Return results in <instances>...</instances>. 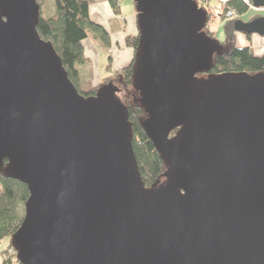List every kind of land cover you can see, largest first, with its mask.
Masks as SVG:
<instances>
[{
    "label": "water",
    "instance_id": "95a60500",
    "mask_svg": "<svg viewBox=\"0 0 264 264\" xmlns=\"http://www.w3.org/2000/svg\"><path fill=\"white\" fill-rule=\"evenodd\" d=\"M132 1L133 103L165 165L150 187L116 89L82 97L37 33L36 0H0V172L29 193L16 260L264 264V71L211 73L222 46L195 0ZM233 28L264 36V17Z\"/></svg>",
    "mask_w": 264,
    "mask_h": 264
},
{
    "label": "trees",
    "instance_id": "16d2710c",
    "mask_svg": "<svg viewBox=\"0 0 264 264\" xmlns=\"http://www.w3.org/2000/svg\"><path fill=\"white\" fill-rule=\"evenodd\" d=\"M46 0H36L39 5V16L36 25L37 33L43 41L48 42L57 57L60 59L64 70L78 93L84 97H93L99 88L115 78H121L122 85L132 86V74L134 58L128 65L113 74L99 79V84L94 82L90 60L85 56L83 40L88 39L94 45L104 49L106 68H111V56L109 52L110 34L101 25L89 18V6L101 2H108L115 16L121 14L120 2L122 0H53L55 12L50 16L44 14ZM233 8L239 15L249 9L241 0H233L226 5ZM116 20H110V30L117 31ZM236 20H228L222 23L223 38L219 40L222 51L215 56L211 73L245 72L254 74L264 71V45L261 56H255L247 47H239L235 44V30L233 23ZM207 27V25H206ZM123 29V28H122ZM207 34L213 37L214 31L207 30ZM250 35H246L249 37ZM138 31L136 36H127L125 45L137 51ZM134 53V52H133ZM88 67L87 78L80 76L79 68ZM202 75V74H201ZM128 120L131 124L132 149L138 165V172L145 187L152 186L162 175L165 165L157 153L154 145L146 136L141 119L144 118V110L132 100L127 105ZM172 134V133H171ZM0 242L4 239L11 240V236L17 230L22 216L17 214L18 204H23L29 197L26 185L10 179L0 172ZM0 264H20L16 260V254L9 243L1 252Z\"/></svg>",
    "mask_w": 264,
    "mask_h": 264
},
{
    "label": "rangeland",
    "instance_id": "374dc122",
    "mask_svg": "<svg viewBox=\"0 0 264 264\" xmlns=\"http://www.w3.org/2000/svg\"><path fill=\"white\" fill-rule=\"evenodd\" d=\"M126 3L133 5L132 0L123 1L121 5H123V7H125ZM199 8H202V7H199ZM248 8H249V10L246 13L239 15L237 20H241V21L246 22V21L255 19L257 17H264V10L255 11L254 9H251L250 7H248ZM54 12H55L54 1L53 0H46L44 3V14L46 16H50V15L54 14ZM211 14L212 13L209 12L210 17H211ZM209 15H207V16H209ZM225 21H227V20H224V18H222V17L219 20L209 19L207 22V27H205L203 29V31L205 33H208L207 32L208 29L210 31H214L213 37L208 35V34L207 35L210 38L219 41L223 38L222 23H224ZM248 38H250V39H248ZM249 40H251V42ZM235 44L239 47H243V46L249 47V48H251L252 53L255 56H261V54L263 52L264 36H258V35L252 34L249 37H246V35L235 31ZM94 48L96 49V51H98V53L100 54V57H101V60H100L101 62L98 61L95 63L96 60L94 59L95 61H93V66H91L92 72H93V77H94V82L96 83V85L99 84L98 83L99 79L97 80V78H99V77L103 78L105 76L113 74L114 71L122 69L123 66H125L129 61L126 59V57L121 56V52L122 53L124 52V49L122 47L118 48L117 46L112 45V47L111 46L109 47L110 56L114 57L115 55H117V57L120 58V62L118 63L119 69L112 70V67H111L109 70H107V69H105L106 68V57H105L106 52L104 51V49H102L100 47L97 48V46H94ZM127 48H129V47H127ZM133 52H134L133 53V57H134L135 51H133ZM92 58H94V57H92ZM79 70H80V76L83 78H87V75L89 72L88 67L79 68ZM199 78L204 79V78H206V75H201ZM121 83H122L121 78H115V79L109 81L107 84H104L102 86L106 87L107 85H111L112 87H114L116 89V97L119 99L120 104L126 107L128 101H130V100L134 101V99L139 98V93L134 91L132 86L131 87H125ZM174 133H175V131H173L172 134H170V136H172ZM164 181L165 180L163 178H161L159 180V182L157 183L158 186L163 185ZM158 186H157V188H158ZM0 193H1V187H0ZM17 214L21 215L22 217L24 215V205L21 203L18 204V206H17ZM9 243H10V240H8V239H4L0 242V259H2L1 252L7 248Z\"/></svg>",
    "mask_w": 264,
    "mask_h": 264
},
{
    "label": "crops",
    "instance_id": "0c3cea01",
    "mask_svg": "<svg viewBox=\"0 0 264 264\" xmlns=\"http://www.w3.org/2000/svg\"><path fill=\"white\" fill-rule=\"evenodd\" d=\"M123 1H126V0H122L120 3L121 14L119 16L114 15L112 8L110 7L108 2H101V3L89 6L88 13H89V18L91 21L101 25L103 28H105L109 32V34H110V46L112 47V45H115L118 48L122 47L124 49V52L123 53L121 52V56H124V57H126L127 60H129L128 63L126 64V65H128L133 58V51L130 48L126 47L125 38L127 36H136L137 35L136 11H135L134 4L130 5V4L126 3V6L123 7V5H121ZM112 19L116 20L115 21L116 27H120L121 29H119L117 31H111L110 30L109 22ZM248 39H250V38H248ZM249 41L251 42V40H249ZM82 44H83L84 54L90 60L91 66H93V61L96 60L95 61V63H96V62L101 60L100 54L94 48V46H97V48H99V46L97 44L94 43V45H93L91 43V41L88 39L83 40ZM92 57H94V58H92ZM119 62H120V58H118L117 55H115L114 57L111 56L112 70L119 69V66H118ZM125 66H123V67H125ZM98 79H100V77L97 78V80ZM0 263H1V259H0Z\"/></svg>",
    "mask_w": 264,
    "mask_h": 264
},
{
    "label": "built area",
    "instance_id": "2783aa9c",
    "mask_svg": "<svg viewBox=\"0 0 264 264\" xmlns=\"http://www.w3.org/2000/svg\"><path fill=\"white\" fill-rule=\"evenodd\" d=\"M233 0H195L198 7H202L209 15L208 19H216L219 20L221 17L224 20H235L238 18L239 14L233 8H226V5ZM247 7L254 9L255 11H262L264 10L263 7H255L252 5L250 0H241ZM249 9V8H248Z\"/></svg>",
    "mask_w": 264,
    "mask_h": 264
}]
</instances>
